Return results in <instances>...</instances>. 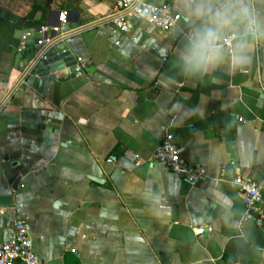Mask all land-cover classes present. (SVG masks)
<instances>
[{"label": "crops", "instance_id": "obj_1", "mask_svg": "<svg viewBox=\"0 0 264 264\" xmlns=\"http://www.w3.org/2000/svg\"><path fill=\"white\" fill-rule=\"evenodd\" d=\"M115 1L0 0V241L21 218L40 264H264V224L240 223L232 182L264 177V39L242 66L231 44L188 75L180 56L199 21L185 0H144L180 20L165 31L132 21L127 33L105 19ZM251 8L264 26V0ZM53 11L78 14L60 38L83 74L55 81L46 111L23 81L40 49L23 19L46 25ZM165 132L206 182L190 186L152 159Z\"/></svg>", "mask_w": 264, "mask_h": 264}, {"label": "built area", "instance_id": "obj_2", "mask_svg": "<svg viewBox=\"0 0 264 264\" xmlns=\"http://www.w3.org/2000/svg\"><path fill=\"white\" fill-rule=\"evenodd\" d=\"M181 16L168 4L153 5L144 0H116L112 12L105 18L111 27L127 33L130 31L131 22H146L159 30H168L178 23ZM59 25L39 26L37 31L40 35L37 41L38 54L42 56L46 47L58 39L65 32L62 30L66 22V11L61 12ZM53 30L56 36L52 39H44V33ZM67 31V30H66ZM27 30L21 36L24 44L25 39L30 36ZM225 38L224 46H230ZM78 61V60H77ZM130 160L135 157L125 154ZM112 159H115L112 156ZM152 159L164 164L172 172L181 175L190 186L206 182L209 178L206 167L200 163H187L181 155L180 147L174 142L173 135L165 132L161 143L155 148ZM233 184L240 192L244 204V214L240 223L251 222L255 226L264 224V177L262 180H254L249 176L236 174L232 178ZM196 233L203 231L202 227L195 228ZM0 264H40V260L32 250V239L28 233L26 220L18 218L14 220L11 228V236L0 241Z\"/></svg>", "mask_w": 264, "mask_h": 264}, {"label": "clouds", "instance_id": "obj_3", "mask_svg": "<svg viewBox=\"0 0 264 264\" xmlns=\"http://www.w3.org/2000/svg\"><path fill=\"white\" fill-rule=\"evenodd\" d=\"M189 19L199 21L187 36L180 59L188 75L204 73L225 56L224 41L232 42L233 60L242 66L252 40L264 39V26L251 8V0H185Z\"/></svg>", "mask_w": 264, "mask_h": 264}, {"label": "water", "instance_id": "obj_4", "mask_svg": "<svg viewBox=\"0 0 264 264\" xmlns=\"http://www.w3.org/2000/svg\"><path fill=\"white\" fill-rule=\"evenodd\" d=\"M60 14L61 11L51 12V16L46 25H59L60 22L58 19ZM73 14L75 17L71 18ZM77 19L78 14L76 12L66 11L67 24L63 26L62 30H68V22L72 20L77 21ZM39 30L40 27H37L36 31ZM55 36L56 33L51 30L49 33H44L43 37L44 39H52ZM38 39L39 38L35 39L36 44ZM26 63H28V61H26ZM27 67L23 81L34 90L32 106L45 109L46 111L52 109V106L46 103V100H52L55 81L62 83L83 74L82 67L78 63L77 58L61 38L53 40V42L46 47L42 56L37 54L33 62ZM12 166L10 162L5 163L6 170H10ZM25 173L26 171L24 169H20L10 176L9 182L14 189Z\"/></svg>", "mask_w": 264, "mask_h": 264}, {"label": "trees", "instance_id": "obj_5", "mask_svg": "<svg viewBox=\"0 0 264 264\" xmlns=\"http://www.w3.org/2000/svg\"><path fill=\"white\" fill-rule=\"evenodd\" d=\"M23 20L25 21V24H26L27 27H39V26H42V24L36 26L34 22H31V21H29V20L26 19V18H24ZM34 25H35V26H34Z\"/></svg>", "mask_w": 264, "mask_h": 264}]
</instances>
